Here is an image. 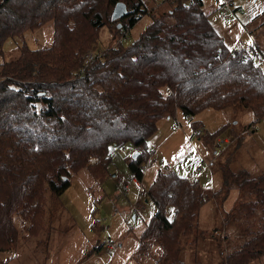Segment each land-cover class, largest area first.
<instances>
[{"label": "trees", "instance_id": "1", "mask_svg": "<svg viewBox=\"0 0 264 264\" xmlns=\"http://www.w3.org/2000/svg\"><path fill=\"white\" fill-rule=\"evenodd\" d=\"M144 1L0 0L1 59L8 39L46 23L51 37L46 47L22 43L17 57L0 61V250L19 246L16 218L28 234L46 217L50 222L47 197L62 194L73 174L85 170L101 184L109 175V145L133 144L139 154L128 168L141 181L146 140L162 117L243 108L254 121L264 119V70L255 58L230 56L202 0H162L169 9L123 46L125 32L148 12ZM117 2L126 13L111 20ZM104 27L115 42L97 52ZM88 50L94 58L84 65ZM221 173L247 197L237 212L245 220L243 241L223 264H250L264 255V175L234 172L228 162ZM145 195L155 212L142 220L138 247L153 243L155 264H186L180 255L197 243L190 238L208 198L196 180L161 170Z\"/></svg>", "mask_w": 264, "mask_h": 264}, {"label": "rangeland", "instance_id": "2", "mask_svg": "<svg viewBox=\"0 0 264 264\" xmlns=\"http://www.w3.org/2000/svg\"><path fill=\"white\" fill-rule=\"evenodd\" d=\"M161 1H144L148 12L125 32L120 40L123 46L139 36L152 16L160 17L169 9L168 3ZM225 1L202 0V10L210 13L209 20L225 48L231 51L238 42L244 48L256 42L264 51V0H228V5L223 6L227 17H222L219 6ZM50 40V24L46 23L6 40L2 59L17 57L22 43L41 48ZM114 42L113 33L102 28L97 52ZM193 123L199 125L200 133ZM224 126L227 127L219 138L210 139ZM223 138L227 142H218ZM108 150L109 175L105 180L95 183L85 170L73 174L62 194L47 197V209L53 210L50 222L46 217L35 232L28 234L15 219L21 237L19 246L16 250H0V260L9 259L7 264H155V245L150 242L145 247L138 246L141 229L155 212L151 201H145V191L159 170L196 180L208 198L190 238H197V243L181 253V260L186 264H223L225 253L241 244L245 220L237 212L247 197L224 182L221 168L228 162L234 172L246 170L252 178L264 175V119L254 121L251 112L243 108H208L193 116L178 110L172 118H160L156 131L146 140L141 189L131 182L128 168L136 152L133 144H112ZM197 163L202 164L200 170ZM171 215L167 210V216ZM139 218L144 224H137ZM108 245L112 248L108 249ZM250 264H264V255Z\"/></svg>", "mask_w": 264, "mask_h": 264}, {"label": "built area", "instance_id": "3", "mask_svg": "<svg viewBox=\"0 0 264 264\" xmlns=\"http://www.w3.org/2000/svg\"><path fill=\"white\" fill-rule=\"evenodd\" d=\"M226 6L228 5L227 4V1L223 2L220 4V8H221V16L222 17H227V14L223 8V6ZM230 56L232 58H235V57H239V56H242L243 59H247L248 57H254L256 59V61L258 63H260V66L262 68H264V52L259 50L254 44L251 45L250 47H245L244 48V45L242 42H238L236 44V48H234L233 50L230 51ZM83 58V64L84 65H87L89 64L93 58H94V52L89 50L87 51L84 56L82 57ZM226 138H223V139H218V142H222V143H225L227 142V139L225 140ZM145 167L143 166L142 169H144ZM196 168L198 170H200L202 168V164L201 163H197L196 164ZM126 188V186H125ZM139 189H141V186L139 185ZM171 192H168V196H171ZM140 193H138V198H140ZM132 217H134L133 215V212H132V215H130ZM137 224H142V219H137ZM108 249H111V245H108Z\"/></svg>", "mask_w": 264, "mask_h": 264}, {"label": "water", "instance_id": "4", "mask_svg": "<svg viewBox=\"0 0 264 264\" xmlns=\"http://www.w3.org/2000/svg\"><path fill=\"white\" fill-rule=\"evenodd\" d=\"M126 13V7L125 4L122 2H117L116 5L114 6L112 13H111V20H116L119 17L123 16ZM121 24H117V28H120ZM139 154L138 152H135L132 155V158H135ZM134 219V217H132Z\"/></svg>", "mask_w": 264, "mask_h": 264}, {"label": "crops", "instance_id": "5", "mask_svg": "<svg viewBox=\"0 0 264 264\" xmlns=\"http://www.w3.org/2000/svg\"><path fill=\"white\" fill-rule=\"evenodd\" d=\"M226 1H228V0H226ZM258 49H260L261 47H259V45L256 43V42H254L253 43ZM264 52V51H263ZM144 170H145V168L143 169V174H144ZM143 174H142V179H143ZM132 177V176H131ZM131 182L135 185V184H137L138 186L139 185H141L140 183H141V181H138L137 179H135V178H133L132 177V180H131ZM129 186H128V184L126 185V188H128ZM141 188H142V186H141ZM145 201H146V199H145ZM140 219V218H139ZM139 225H141V224H139ZM107 248H108V246H107ZM112 248V247H111Z\"/></svg>", "mask_w": 264, "mask_h": 264}]
</instances>
